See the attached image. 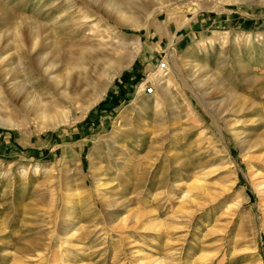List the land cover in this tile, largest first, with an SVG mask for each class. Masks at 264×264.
<instances>
[{"label": "rangeland", "instance_id": "rangeland-1", "mask_svg": "<svg viewBox=\"0 0 264 264\" xmlns=\"http://www.w3.org/2000/svg\"><path fill=\"white\" fill-rule=\"evenodd\" d=\"M49 1L0 0V264H264V0L149 19L141 0H114L140 27H117L126 46L101 27L108 45L84 53L79 9L103 6L116 26L108 0L62 15L67 0ZM34 41L60 84L40 77L25 95L1 71L16 75L19 54L39 70Z\"/></svg>", "mask_w": 264, "mask_h": 264}, {"label": "bare ground", "instance_id": "bare-ground-1", "mask_svg": "<svg viewBox=\"0 0 264 264\" xmlns=\"http://www.w3.org/2000/svg\"><path fill=\"white\" fill-rule=\"evenodd\" d=\"M58 1H60V0H50L49 5L47 7V11L48 12L51 11ZM183 1L188 2L189 0H141L140 4L142 5L141 7L146 10L145 15H147V18L149 19L156 12L163 11L165 9H173V8H176L177 6L179 7V5H181V3ZM191 1L193 2V0H191ZM90 2L91 1H85V4L80 7L79 10L81 11V14H82L81 20L79 21V25L73 29L74 32L77 31V35L82 34V33L87 31L86 30L87 24L93 22V24L90 25V29H89V31H87V33H84V35L82 37H80L79 39L75 38V40H74L77 45L83 46L82 53H84L85 51H88V50L92 51L95 49H99V48H101L100 47L101 44H104V46L106 47L107 43H105V41H104V39L100 33L101 27H103L102 29L106 30L108 33L112 34L111 38L112 39L114 38L113 41H115V39H116V42L119 40V42H117V43L125 44L124 46H126V44H127L126 38L122 33H120L117 30V27L124 26V25H126L127 22H129L132 27L138 28V27H140L139 23L130 20L131 17L129 15H127L122 10L118 1L108 0V2L104 1V7H105V5L107 6V8L110 7L111 11L114 12L116 20H117L116 26L108 25L109 22L107 20H105L104 14L106 13V17H108L107 12H109V11L104 10V13H102V12H100V10L103 9V6H99L98 8L94 9V7H92ZM67 4L68 5L61 10V13H60L61 15L64 13L66 14L73 3H71L69 0H67ZM201 4L204 5L205 2L202 1ZM102 5H103V3H102ZM33 24H37L38 25L37 28H39V26H40V23H33ZM54 30L55 29L52 28V30H51L52 33ZM94 32H98V33H94ZM18 37H19V29L16 28L14 30V35H13V43L16 45V48L20 46V41L18 40ZM35 37H36V35H35ZM138 43H139V38L136 37L134 44L137 46ZM42 51H43L42 49H36V41H34V43L31 46V52H34L37 56H39V58L41 60L40 62L42 63V66L39 70L38 69L37 70L29 69V66H27L25 64L23 57H21L20 54L18 53L19 54V55L17 54L18 55L17 56L18 67L14 66V67H16L17 74L15 73L16 75H12V77H11V75H9V73L11 72L10 69L4 68L1 71L2 72L1 75L9 76V79L7 81L8 82L7 85L11 86L10 88L12 89V91L15 90V91H19L20 93L23 92L25 95H27L31 91V90H29V88H31V89L34 88V86H36V83L38 82V79H40V77L41 78L45 77L46 79L51 80L53 83L60 84V80L58 79L59 78L58 75L51 76V72L55 68V62L53 60H48L49 55H47V54L45 56L41 55ZM81 57H79V59H81ZM165 57L171 66H173L174 63L176 62V59L173 57V51L170 50V48L167 49ZM129 58H131V56H129ZM2 59H1V61H2ZM196 66H197V64H196ZM14 70H15V68H14ZM116 71H117V69L114 70V73ZM162 73H163L162 70L157 71V74L160 75V77L162 78L160 80L161 82L159 83L158 86H159L160 91L163 93V95L166 96L167 92H168L167 88H168V85L170 83V78L164 77V75ZM195 74H197V73H195ZM166 75L167 74H165V76ZM209 77H210V75H209ZM209 77L207 76V78H209ZM111 78H112V76L108 78V84L111 83ZM103 91H105V86L100 88V90L98 91L96 96L93 98L91 103L97 101V99L101 96V93ZM151 103H153V102H151ZM65 114L66 113L64 112L63 117L61 119H59L55 123V125L60 123V122L63 123L65 121H67ZM9 125H11V123H9ZM107 183L108 182H99L97 184V186H99V187L105 186V184H107ZM192 185H193V188H195V189H200V187H201V184H199V181L197 179L192 183ZM259 185H260V188L263 189V191H264V181ZM186 192H188V191H186ZM80 194H81L80 192L75 193V191H74L72 195H74L76 197V196H79Z\"/></svg>", "mask_w": 264, "mask_h": 264}, {"label": "built area", "instance_id": "built-area-1", "mask_svg": "<svg viewBox=\"0 0 264 264\" xmlns=\"http://www.w3.org/2000/svg\"><path fill=\"white\" fill-rule=\"evenodd\" d=\"M167 62L163 59V61L158 65L157 71L162 70L163 72H167ZM152 73V72H151ZM148 73L145 78H143L141 81H139L137 88L139 91L143 92L144 94H151L154 91V85L156 82V79L154 82L151 80L150 74Z\"/></svg>", "mask_w": 264, "mask_h": 264}]
</instances>
